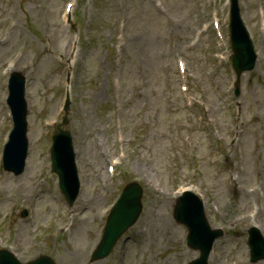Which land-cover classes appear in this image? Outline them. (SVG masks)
Returning <instances> with one entry per match:
<instances>
[{
    "label": "rangeland",
    "instance_id": "374dc122",
    "mask_svg": "<svg viewBox=\"0 0 264 264\" xmlns=\"http://www.w3.org/2000/svg\"><path fill=\"white\" fill-rule=\"evenodd\" d=\"M175 1L181 2L179 0H170V4L165 8V12L168 18V27L171 32L170 38L177 36L184 29V14L181 12V8L176 4ZM131 18L134 17L132 21V32L134 38L132 39V53L131 61L129 66L132 67L134 64L138 68H143L145 70H150L151 72H158L159 59L157 55L164 49L167 43V39L164 38V34L157 32L148 27L146 15L143 13L131 14ZM133 70H129L131 73ZM125 72V75L128 74ZM87 102L89 106V115L91 117H97L98 109L101 100L94 101L89 94L86 92ZM136 105H141L142 100L137 98L135 100ZM131 109V107H129ZM105 125L104 123H101Z\"/></svg>",
    "mask_w": 264,
    "mask_h": 264
}]
</instances>
